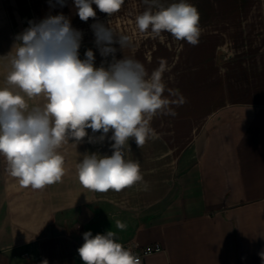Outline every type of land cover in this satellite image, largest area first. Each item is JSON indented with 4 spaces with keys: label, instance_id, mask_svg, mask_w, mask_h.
<instances>
[{
    "label": "crops",
    "instance_id": "1",
    "mask_svg": "<svg viewBox=\"0 0 264 264\" xmlns=\"http://www.w3.org/2000/svg\"><path fill=\"white\" fill-rule=\"evenodd\" d=\"M188 2L200 15L199 41L171 39L185 46L170 100L185 102L150 120L142 146L126 148L142 181L119 192L80 184L77 164L86 153L110 156L107 138L61 147L65 175L38 190L21 186L0 156V264H83V233L108 230L121 244L164 246L143 264H264V0ZM62 9L0 0V43L15 42L9 28Z\"/></svg>",
    "mask_w": 264,
    "mask_h": 264
},
{
    "label": "clouds",
    "instance_id": "2",
    "mask_svg": "<svg viewBox=\"0 0 264 264\" xmlns=\"http://www.w3.org/2000/svg\"><path fill=\"white\" fill-rule=\"evenodd\" d=\"M55 2L64 7L66 0ZM124 2L74 0V7L80 20L87 22L96 17L93 4L112 16ZM144 3L147 8L135 21L141 33L150 30L159 37L167 32L176 40L198 43L200 15L188 0L167 6L161 0ZM91 28L104 58L99 67L91 49L80 58L83 34L63 13L30 21L15 38L12 50L0 57L8 68L5 85L0 87V156L6 159L9 174L23 187L38 190L60 182L65 160L59 149L70 140L78 144L85 137L89 142L107 138L114 143L110 156L83 155L77 164V177L84 188L119 192L142 181L139 163L126 159L129 141L142 146L152 133L150 120L158 114L175 116L173 105L185 102L182 97L170 100L164 95L163 67L149 74L138 60L116 58L113 45L118 44L120 50L129 46L128 36H117L101 22ZM37 99L42 103H29ZM116 227L123 229L125 225L116 220ZM83 240L77 249L83 264H141L138 256L117 242L111 230L95 236L87 231Z\"/></svg>",
    "mask_w": 264,
    "mask_h": 264
},
{
    "label": "rangeland",
    "instance_id": "3",
    "mask_svg": "<svg viewBox=\"0 0 264 264\" xmlns=\"http://www.w3.org/2000/svg\"><path fill=\"white\" fill-rule=\"evenodd\" d=\"M92 7L96 11V17L95 19L89 18L87 22L81 21L76 14L74 1L68 2L65 5V9H62L59 13L55 12L56 15L63 13L65 16L69 17L72 27L82 32L83 35L79 50L80 58L83 59L85 51L91 49L95 55V66L99 67L101 65L104 58L101 57L100 52L94 43L95 36L91 25L96 22L104 23L106 26H109L117 36L126 35L130 39V45L121 50L118 44L113 45V47L117 48L115 54L116 58L121 59L124 56L138 60L144 65L149 74H151L152 71L163 67V80L167 89L164 95L168 96L169 99L172 96L177 97L178 94L175 88L177 87L179 75L176 71L180 68L181 63L180 58L177 56H180L185 45L172 42V35L167 32L162 33L159 37H154L150 30L146 33H141L139 31L135 21L136 17L142 14L147 8L144 0H125L120 11L112 16L100 12L94 4ZM26 28V26L13 28L14 30L9 28L7 32L14 37L13 32H16L15 35L20 34ZM13 44L14 42L0 43V57H3L10 52ZM107 59L110 61L111 56ZM6 65L7 61L0 59V87L5 85V78L8 71ZM29 103H42V100L37 99L29 101ZM63 146L74 147V141L70 140L69 143L62 145L61 147Z\"/></svg>",
    "mask_w": 264,
    "mask_h": 264
},
{
    "label": "built area",
    "instance_id": "4",
    "mask_svg": "<svg viewBox=\"0 0 264 264\" xmlns=\"http://www.w3.org/2000/svg\"><path fill=\"white\" fill-rule=\"evenodd\" d=\"M122 245L125 248L130 249L136 256H138L141 260V264H143V260L146 256L164 251V246L161 243L139 246L134 240H128Z\"/></svg>",
    "mask_w": 264,
    "mask_h": 264
}]
</instances>
